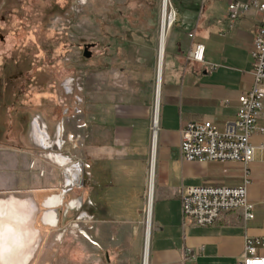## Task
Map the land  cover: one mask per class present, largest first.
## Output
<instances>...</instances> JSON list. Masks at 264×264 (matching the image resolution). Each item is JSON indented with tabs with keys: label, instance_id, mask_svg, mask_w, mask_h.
Returning <instances> with one entry per match:
<instances>
[{
	"label": "crops",
	"instance_id": "obj_1",
	"mask_svg": "<svg viewBox=\"0 0 264 264\" xmlns=\"http://www.w3.org/2000/svg\"><path fill=\"white\" fill-rule=\"evenodd\" d=\"M231 1L247 0L208 3L205 0L198 13L185 9L176 28L170 31L169 35L176 30L171 38L167 37L165 45L155 145L151 136L155 91L146 88L131 96L130 92L116 89L108 75L104 94L103 84L98 87L99 76L94 78L96 88L92 90L90 110L82 112L80 121L86 126H79L80 135L75 141L74 159L80 166L76 167L67 157H50L64 167L63 190L58 196L50 183V169L58 166L44 157L49 162L45 163L48 173L43 182L48 184L30 196L36 209L29 212L30 219L39 205L63 199L67 188H75L72 206L77 217L81 216L82 232L108 255L126 247L135 251L140 246L142 230L145 236L151 184L149 167L154 159L150 264H241L246 240L264 238V150L260 148L263 140L260 134L255 133L252 138L255 156L248 166L247 197L254 205L253 219H247L244 210L239 209L224 214L211 226H191L184 221L181 211L185 188L236 187L244 183L241 163L188 162L180 150L181 130L186 123L210 121L222 130L235 118L241 93L253 85L250 53L263 14L251 11L232 22L228 17ZM186 22L189 28L179 31ZM195 44L205 47L204 63L189 59ZM259 123H264V110ZM60 128L61 132L57 131L60 135L56 132L58 138L64 132ZM40 129L33 126L35 143L51 148L48 133ZM71 138L73 141L74 137ZM58 141L54 145L62 144ZM68 166H74L73 174L66 170ZM68 178L74 184L67 187ZM32 180L39 178L34 176ZM82 180L84 184L79 188ZM44 208L41 225L47 229L42 220L47 212H57L56 225H59L57 209L49 205ZM87 217H91L90 235L83 230ZM259 253L264 256V250Z\"/></svg>",
	"mask_w": 264,
	"mask_h": 264
},
{
	"label": "rangeland",
	"instance_id": "obj_2",
	"mask_svg": "<svg viewBox=\"0 0 264 264\" xmlns=\"http://www.w3.org/2000/svg\"><path fill=\"white\" fill-rule=\"evenodd\" d=\"M169 1L172 31L185 9L198 13L205 0ZM163 11V0H0V225L4 232L13 227L23 241L9 242L0 264H142L143 230L135 251L126 247L109 255L82 232L72 207L75 188L67 189L65 201L39 205L32 219L28 207L34 203L30 196L48 184L43 176L50 157L62 155L75 164L77 132L97 76L104 94L108 75L131 96L155 91ZM188 28L186 22L178 30ZM34 124L48 133L51 148L35 143ZM58 139L62 144L54 145ZM51 162L58 167L50 169V183L60 196L64 167ZM34 176L39 180L33 182ZM48 205L57 209L59 225L45 229L40 218ZM90 222L83 220L89 235Z\"/></svg>",
	"mask_w": 264,
	"mask_h": 264
},
{
	"label": "built area",
	"instance_id": "obj_3",
	"mask_svg": "<svg viewBox=\"0 0 264 264\" xmlns=\"http://www.w3.org/2000/svg\"><path fill=\"white\" fill-rule=\"evenodd\" d=\"M251 11L263 14L261 26L254 38L251 75L253 85L238 98V108L233 120L228 121L220 130L212 122H188L181 130L180 150L185 161L193 162H239L244 165V183L241 186H196L188 187L181 194V211L184 221L191 226H211L226 213L243 209L247 219L254 218V205L248 201L249 164L254 161L255 133L262 136L260 148L264 150V123H259L264 110V2L247 0L231 1L228 5L230 21ZM192 37V35H190ZM189 59L205 62V47L195 44ZM227 102H223L226 105ZM154 110V109H153ZM154 112V111H153ZM86 124L83 125L85 127ZM159 132V113H153L151 136L155 145ZM153 167L150 162L149 174ZM149 193V191H148ZM264 238H248L245 242L241 264H264Z\"/></svg>",
	"mask_w": 264,
	"mask_h": 264
},
{
	"label": "bare ground",
	"instance_id": "obj_4",
	"mask_svg": "<svg viewBox=\"0 0 264 264\" xmlns=\"http://www.w3.org/2000/svg\"><path fill=\"white\" fill-rule=\"evenodd\" d=\"M169 2H170L169 0H163L164 11H163L161 28H160V34H159V49H158V61H157V81H156V87H155V107H154V115H155V117H157L158 113H159V110H158V108H159L158 105L159 104H158V102H159V97H160V94H161L162 66H163V59H164V53H165L166 40H167V37H168V35H169L170 31H171L173 23L175 21V15L174 16L172 14L169 15V11H168L169 6H170ZM33 126L36 129H40L36 124H34ZM59 130L61 132V128ZM60 132H57L58 135H60ZM38 133L40 135V132H38ZM58 140H59L58 142H60V139H58ZM58 156L61 159H63L62 157H64L62 155H58ZM153 162H154V159H152V163ZM77 166L79 167L80 164H77L76 167ZM66 170L70 174L71 173L73 174L74 173L73 172L74 166H68ZM73 184H74L73 179L72 178H68L67 181H66V186L68 187V186H71ZM152 200H153V167H152V170H151V184H150V194H149L148 208H147V222H146L145 236H144V247H143L142 264H150V217H151V212H152ZM35 210L36 209H35V207L33 205H29V211L30 212L34 213ZM56 215H57V212H47L44 215L43 219H42L44 224L49 226V227L55 228L57 226L56 225V223H57V216ZM1 216H3V215H1ZM25 229H27V228H25ZM9 242H11V245H13V246L22 245V243H23L21 236H17L15 234L13 227H9L4 232V228L1 227V225H0V257H2L3 259H4V256H5V251L10 249V247H9L10 244H8ZM22 253H23V251H22ZM27 255H29V254H27ZM22 258L24 260V256ZM8 259H9V257H8Z\"/></svg>",
	"mask_w": 264,
	"mask_h": 264
},
{
	"label": "clouds",
	"instance_id": "obj_5",
	"mask_svg": "<svg viewBox=\"0 0 264 264\" xmlns=\"http://www.w3.org/2000/svg\"><path fill=\"white\" fill-rule=\"evenodd\" d=\"M84 2V0H82V3Z\"/></svg>",
	"mask_w": 264,
	"mask_h": 264
},
{
	"label": "flooded vegetation",
	"instance_id": "obj_6",
	"mask_svg": "<svg viewBox=\"0 0 264 264\" xmlns=\"http://www.w3.org/2000/svg\"><path fill=\"white\" fill-rule=\"evenodd\" d=\"M32 128H33V125H32ZM57 227V226H56Z\"/></svg>",
	"mask_w": 264,
	"mask_h": 264
}]
</instances>
